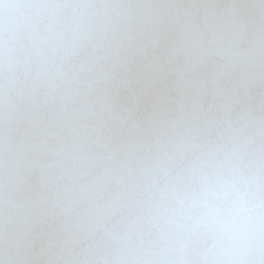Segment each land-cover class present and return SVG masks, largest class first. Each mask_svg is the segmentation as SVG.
<instances>
[{
  "label": "snow or ice",
  "instance_id": "obj_1",
  "mask_svg": "<svg viewBox=\"0 0 264 264\" xmlns=\"http://www.w3.org/2000/svg\"><path fill=\"white\" fill-rule=\"evenodd\" d=\"M0 264H264V0H0Z\"/></svg>",
  "mask_w": 264,
  "mask_h": 264
}]
</instances>
